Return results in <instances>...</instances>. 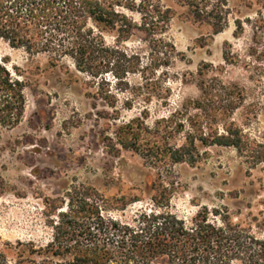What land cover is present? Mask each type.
Returning a JSON list of instances; mask_svg holds the SVG:
<instances>
[{
  "label": "rangeland",
  "instance_id": "1",
  "mask_svg": "<svg viewBox=\"0 0 264 264\" xmlns=\"http://www.w3.org/2000/svg\"><path fill=\"white\" fill-rule=\"evenodd\" d=\"M226 1L228 24L215 35L187 6L160 0L172 15L164 38L175 47L173 59L168 68L146 70V79L129 75L128 87L111 75L98 86L70 59L51 66L47 55L30 56L0 39V63L26 85L21 121L0 123V254L8 264L28 254L29 244L46 246L58 214L85 195L103 200L109 215L126 218L152 209L156 190L160 196L169 188L168 208L179 218L190 221L208 208L264 239V0ZM124 13L140 25L138 12ZM104 39L119 45L115 34ZM120 47L140 54L145 67L157 59L138 30ZM145 84L151 97L143 101L137 88ZM138 118L143 125L119 130ZM230 124L242 131V149L198 140L226 135ZM125 136L138 137L146 156L164 142L182 146L196 138L197 161L142 158L120 145ZM123 197L131 202L127 209L114 210Z\"/></svg>",
  "mask_w": 264,
  "mask_h": 264
},
{
  "label": "trees",
  "instance_id": "2",
  "mask_svg": "<svg viewBox=\"0 0 264 264\" xmlns=\"http://www.w3.org/2000/svg\"><path fill=\"white\" fill-rule=\"evenodd\" d=\"M175 1L187 6L197 22L209 25L213 34L227 27L226 0ZM124 10L138 12L140 25ZM171 20L170 10L160 0H140V4L136 0H0L1 40L30 56L47 55L51 66L70 59L78 72L98 82V86L100 82L108 84L111 75L118 85L125 83L128 87L129 75L146 79V70L168 68L175 47L165 40L164 34ZM136 30L149 38L151 51L157 55L147 67L140 54L120 47ZM105 33L115 34L119 45L109 46ZM25 88L24 81L13 78L0 63L1 124L14 127L21 121ZM137 89L146 95L143 101L151 97L146 93L148 84ZM128 93L133 98L131 91ZM111 96L114 97L113 92L107 90V97ZM133 102L127 103L128 109ZM137 124L143 125V121L135 119L119 130L131 132ZM226 133L217 134L212 142L205 137L198 140L207 146L242 149V131L230 124ZM138 141V137L119 139L123 148L145 159L174 165H194L197 161L196 138H187L182 146L164 142L153 152L154 156H146ZM170 195L169 188H163L160 196L156 190L152 209L137 210L126 218L109 215L102 206L105 202L98 197L70 199L68 211L59 213L53 225V239L44 247L29 244L28 254H17L15 264H264V239L253 234L251 227H243L228 214L210 212L208 208L201 209L190 221L181 219L168 208ZM116 202H121L116 211L126 210L131 203L124 197ZM0 264H8L5 254H0Z\"/></svg>",
  "mask_w": 264,
  "mask_h": 264
}]
</instances>
